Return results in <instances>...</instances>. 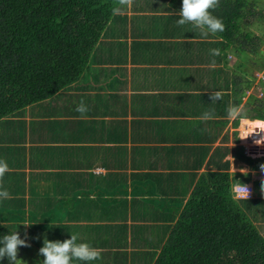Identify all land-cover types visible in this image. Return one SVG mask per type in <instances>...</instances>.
<instances>
[{
  "label": "crops",
  "instance_id": "crops-1",
  "mask_svg": "<svg viewBox=\"0 0 264 264\" xmlns=\"http://www.w3.org/2000/svg\"><path fill=\"white\" fill-rule=\"evenodd\" d=\"M136 1L143 10L128 16L127 32L115 34L122 42L114 57L104 55L90 63V75L0 118V162L7 164L0 193L8 194L0 195V209L9 210L13 199L27 212L48 211L54 202L62 206L58 195L86 192L112 228L101 238L105 250H133L136 240L143 242L138 249L151 250L154 227L162 234L176 223L200 178L259 181L250 213L264 237V154L246 152L243 130L264 120L243 112L247 96L238 105L231 100L227 54L209 63V37L192 36V27L163 28L175 11L162 6L172 0ZM157 33L155 41L145 36ZM81 100L84 114L75 111ZM82 201L64 204L61 215L72 216Z\"/></svg>",
  "mask_w": 264,
  "mask_h": 264
},
{
  "label": "trees",
  "instance_id": "trees-1",
  "mask_svg": "<svg viewBox=\"0 0 264 264\" xmlns=\"http://www.w3.org/2000/svg\"><path fill=\"white\" fill-rule=\"evenodd\" d=\"M126 2L0 0V118L52 96L81 75L93 73L94 66L90 70V63L105 61V53L115 52V44L122 42L115 34L128 31V14L121 13L126 9ZM148 4L151 5V1ZM142 6L136 1L132 9L143 10ZM254 6L248 0H219L214 14L223 21L224 31L209 34L211 40L204 42L210 49H220L221 54L214 56L215 59L224 57L227 50L236 54L241 63L258 52L264 55V34L254 36L249 29L253 18L264 19V11L254 10ZM180 8L181 0L165 2L162 9H173L175 13L163 20V28L172 25L182 31L192 25L177 23ZM152 22L146 21L149 25H153ZM254 25L259 27L256 20ZM192 36L208 38H203L193 25ZM256 65L260 70L262 60H256ZM235 73L229 70L227 74L232 81L231 100L238 105L241 94L250 88L254 77L245 74L239 79L237 74L232 77ZM260 84L264 89V79ZM253 90L256 92L255 87ZM242 109L247 115L253 112L264 120V103L258 98L247 100ZM255 182L253 194L259 185ZM234 184L235 179L210 181L207 177L200 178L176 223L165 227L162 234L154 227L156 234L147 240L154 247L151 250L138 249L143 242L137 240L133 250H105L108 244H103L101 238L112 228L103 220L97 208L98 200H92L86 192L80 197H76L77 194L58 195L57 202L64 201L62 206L83 198L72 216L69 212L62 216L59 209L63 207L58 203L48 211H43L45 206H34L27 212L23 204L12 199L9 210L0 209V235L16 230L17 226L21 237L27 236L28 242V246L19 248L18 259L26 262L28 256L30 264H42L39 249L45 237L64 240L70 238V234L77 235L79 240L90 243L100 252L101 258L93 264H264V237L253 224L250 213L255 208L254 196L237 197ZM75 217L82 222L71 223ZM64 219L69 222L59 223ZM95 220L99 222L92 224ZM25 221L29 225L27 231ZM117 243L112 241L111 245ZM3 264H8L6 259Z\"/></svg>",
  "mask_w": 264,
  "mask_h": 264
},
{
  "label": "clouds",
  "instance_id": "clouds-1",
  "mask_svg": "<svg viewBox=\"0 0 264 264\" xmlns=\"http://www.w3.org/2000/svg\"><path fill=\"white\" fill-rule=\"evenodd\" d=\"M218 5L219 0H181V8L178 12L179 19H177V23L179 25L191 23L194 28L199 30L203 38H207L209 34L215 35L216 33L223 32L225 28L223 21L214 14ZM210 52L212 56H219L221 54L220 49L216 48L211 49ZM228 55H234V58L237 57L236 54H231L227 50V58ZM227 67L228 71H236L232 77L236 76V74L238 76L240 73L241 67L237 63L231 65L230 68L228 65ZM243 73L242 71V76ZM242 76H240V78ZM261 79H264V77L259 78V80ZM249 95H253L252 92L248 93L246 96ZM210 99L211 101L213 99L219 100V94H216L214 97L211 95ZM75 111L81 114L88 111L87 105L83 100L76 106ZM212 118L213 114L211 112L205 113V119ZM6 170L7 164L0 162V175ZM262 170H264V168H261V172ZM0 195L7 196L8 194L5 192L0 193ZM22 246H28L27 236L22 238L17 231V226L16 230L8 231L7 234L0 235V264H3L5 259L8 264H25L24 261L18 259V251ZM39 254L43 256L42 264H74V261L78 262V264H92V262L101 258L100 252L93 245L86 241L79 240L77 235L74 234H70V238L64 240H49L45 237L42 247L39 249Z\"/></svg>",
  "mask_w": 264,
  "mask_h": 264
},
{
  "label": "rangeland",
  "instance_id": "rangeland-1",
  "mask_svg": "<svg viewBox=\"0 0 264 264\" xmlns=\"http://www.w3.org/2000/svg\"><path fill=\"white\" fill-rule=\"evenodd\" d=\"M134 1L135 0H127V2H126V9L125 10H122L123 12H121V13H127L128 14V16H132L133 14H134V12H133V6H134ZM248 2H250V3H253V4H255V6H254V10H263L264 11V0H248ZM262 11V12H263ZM264 13V12H263ZM263 18V17H262ZM144 19H146V16H145V18ZM255 20H256V22L259 24V27H257L256 25H254L255 24ZM252 21H253V23H252V25L249 27V29L252 31V33H253V35L254 36H256V35H260V36H263V34H264V19H261V20H258V19H252ZM141 23L139 22V20H137V18H136V20H135V24L133 25V26H135V27H138L139 25H140ZM172 25H169L167 28H170ZM190 27H192V25H190ZM168 34H169V31H168ZM191 34V33H190ZM189 34V35H190ZM145 36H147V37H149L150 39H149V41H155V40H158V39H160V36H159V33H157L156 35H154V36H151V35H145ZM123 37V36H122ZM162 39V38H161ZM140 41H143V40H140ZM254 43H257V41H253ZM124 45H126V44H124ZM264 45V44H263ZM211 46V45H210ZM260 46H261V44H260ZM260 49H262V47L260 48ZM162 51V53L163 54H166L167 53V49H166V47L163 49V50H161ZM234 51V50H233ZM262 51V50H261ZM115 52H118V51H116L115 50ZM120 53H123L124 52V50L122 49L121 51H119ZM229 53H231V54H234L232 51H228ZM203 54V53H202ZM112 56V57H114L115 55H114V52L113 53H105V56H107V57H109V56ZM260 56H264V55H262V52H261V55L259 54V52L257 53V55H255V56H250V57H248V59L245 61V63H241V60L238 58V57H236V58H234V55H228V59H229V61L227 62V65L229 66V68H230V66L231 65H234V64H238L240 67H241V70H240V73L238 74V78L240 79V76H242V71L244 72V70L246 71V72H244L243 73V76L246 74V75H251L252 77H254V80H253V83L251 84V86H250V88H248L247 90H246V92L244 93V97L248 94V93H250V92H252V94L253 95H249V96H247V98L245 99H243V100H245V101H247V100H249L250 101V99H256V98H258V100H260V102L261 103H264V89L262 88L263 86H261V84H260V82H261V80H263V79H261V80H259V78H263L264 77V59H258ZM213 57L214 56H212L211 55V52H210V62L209 63H211V61H212V59H213ZM256 60H262V63H263V67L259 70L258 68H257V65H256ZM208 63V64H209ZM207 64V63H206ZM207 67H209V65H207ZM209 72H210V70H209V68L206 70V72L204 73V76H208L209 75ZM260 81V82H259ZM253 87H255V89H256V92L253 90ZM262 120V119H261ZM254 123V122H253ZM255 125V124H254ZM250 127V125H248V126H246V127H244L243 128V130H244V132H246L247 131V129ZM257 127H259V126H257ZM264 127V126H263ZM263 127H260L263 131H264V129H263ZM264 140V139H263ZM262 140V141H263ZM255 142L256 141H254V142H248L247 143V146H246V152L250 155V156H252V157H257L258 155H260V154H264V153H262V152H264L263 151V149H260V148H264V142L263 143H258V144H255ZM242 143V142H241ZM250 145V146H249ZM254 152V153H253ZM260 152V153H259ZM254 181V180H253ZM41 191H47V189L46 190H42V188H41ZM41 194H49V195H51V193H49V192H47V193H41ZM55 205H57V203L56 202H54L53 204H51V205H48V206H50V207H52V206H55ZM59 215V214H58ZM63 216V215H62ZM67 222H69L68 220H66V219H64V220H62V221H60V223H67ZM26 225H28V223L25 221L24 222ZM27 228L25 229V231H27L28 230V226H26ZM26 259H27V261L25 262V264H30L29 263V257L27 256L26 257ZM22 260V259H21ZM23 261V260H22ZM93 264V263H92Z\"/></svg>",
  "mask_w": 264,
  "mask_h": 264
},
{
  "label": "built area",
  "instance_id": "built-area-1",
  "mask_svg": "<svg viewBox=\"0 0 264 264\" xmlns=\"http://www.w3.org/2000/svg\"><path fill=\"white\" fill-rule=\"evenodd\" d=\"M247 142L261 141L264 139V131L260 127L248 128L245 133ZM235 195L239 198L251 197L253 186L248 182H239L234 185Z\"/></svg>",
  "mask_w": 264,
  "mask_h": 264
},
{
  "label": "bare ground",
  "instance_id": "bare-ground-1",
  "mask_svg": "<svg viewBox=\"0 0 264 264\" xmlns=\"http://www.w3.org/2000/svg\"><path fill=\"white\" fill-rule=\"evenodd\" d=\"M247 121V120H246ZM255 124V125H254ZM257 126H259V127H263L264 126V124H262L261 122H255V123H250V127L249 128H253V127H257ZM263 129H264V127H263ZM246 133V132H245ZM264 151V150H263ZM254 153V152H253ZM263 153V152H262Z\"/></svg>",
  "mask_w": 264,
  "mask_h": 264
}]
</instances>
